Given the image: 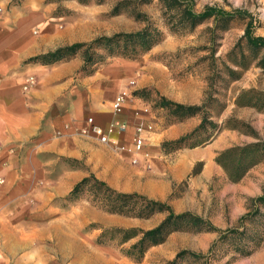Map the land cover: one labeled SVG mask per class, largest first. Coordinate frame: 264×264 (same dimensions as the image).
I'll use <instances>...</instances> for the list:
<instances>
[{
    "label": "rangeland",
    "instance_id": "1",
    "mask_svg": "<svg viewBox=\"0 0 264 264\" xmlns=\"http://www.w3.org/2000/svg\"><path fill=\"white\" fill-rule=\"evenodd\" d=\"M121 1L10 0L8 3V7L17 6L20 10L48 6L50 16L41 32L49 33L45 27L57 29L61 34L67 32L71 37L65 39L67 42L63 46L89 42L101 35L140 30L146 21L136 19V11L144 14L162 32L161 39L136 58L107 56L91 67L93 71L87 67L77 72L80 77L90 76L91 83L100 80L109 88L117 87L115 96L124 94L125 97L122 108L127 109L126 114L132 111L138 120H134V127L144 122L151 126L147 129L149 144L136 150L130 128H124L123 138L120 136L118 142H97L103 149L95 148L88 159L70 158L67 161L60 158L58 175L70 169L85 175L94 173L117 190L166 200L176 212L192 211L209 218L222 229L237 227V219L247 210L249 198L262 191L264 161L251 167L240 180L231 182L214 161V156L226 147L256 141L251 133L243 131L240 122L249 124L258 137L264 139V95L256 93L264 92V68L253 62L234 79L226 74L224 67V63L230 64L227 54L242 36L245 23L233 20L226 30L216 31L211 38V20L192 30L173 31L164 23L158 0L123 3L121 12L112 14V8ZM195 1L198 9L206 4H219L227 9L244 7L255 18V33L264 35V0ZM34 29L39 30L38 26ZM96 51L104 54L102 49ZM77 55L84 65L83 52L79 51ZM142 88L148 89L153 99L165 96L183 104H203V111L185 119L190 122V127L184 133L163 137L160 132L174 128L178 122L165 109L155 108L153 101L132 94L133 90ZM114 97L108 101L111 112ZM250 97L255 105L237 103L239 99L244 101ZM203 116L221 126V130L215 134L216 129L208 125L202 135L192 137L186 143L210 136L208 143L200 145L202 149L188 146L170 152L161 149L163 142L192 131ZM233 124L240 127L233 128ZM60 160L66 162L64 166ZM66 196L57 198L51 209L37 210L32 219L26 220L21 226L20 237L24 248L9 259V264H264L262 213L245 224L247 235L262 231L259 246L250 255L241 256L232 249L237 238L217 242L209 252L211 243L217 240V233L181 230L170 233L162 243L150 246L141 258L135 259L125 250L136 238L122 242L118 234L100 236L102 230L133 226L150 228L158 224L163 214L147 219L126 217L100 207L89 192H83L73 201L64 199ZM182 250L201 253L204 257L179 255Z\"/></svg>",
    "mask_w": 264,
    "mask_h": 264
},
{
    "label": "crops",
    "instance_id": "2",
    "mask_svg": "<svg viewBox=\"0 0 264 264\" xmlns=\"http://www.w3.org/2000/svg\"><path fill=\"white\" fill-rule=\"evenodd\" d=\"M9 1L0 0V264H9L24 248L20 237L26 220L37 210L51 209L85 175L70 169L59 176V159H88L95 148L103 149L89 118L104 133L112 122L124 123L131 129L132 143L138 121L126 108L109 110L117 87L77 75L83 70L77 53L51 64L31 61L63 46L71 36L52 27L44 28L48 34L41 32L50 16L48 6L20 10L8 7ZM186 121L160 135L184 133L190 127ZM122 130L113 127L108 143L123 138ZM147 134L145 130V146Z\"/></svg>",
    "mask_w": 264,
    "mask_h": 264
},
{
    "label": "trees",
    "instance_id": "3",
    "mask_svg": "<svg viewBox=\"0 0 264 264\" xmlns=\"http://www.w3.org/2000/svg\"><path fill=\"white\" fill-rule=\"evenodd\" d=\"M83 1L85 2V0ZM102 1L98 0V2ZM138 1L122 0L112 8L111 13H120L121 4L123 3H137ZM158 1L164 23L173 31L192 30L201 23L211 20L210 33L211 38H213L216 31L226 30L231 21L242 20L245 23L243 34L227 54V60L230 61V64L224 63L226 74L236 79L240 76L241 71L248 68L253 62L257 66L264 68V35L255 33V18L246 8L230 6L227 9L219 4H206L198 9L196 8L195 0ZM134 16L138 20L146 21L142 29L133 32H117L110 36L101 35L89 42H75L57 47L55 50L31 58V61L36 60L44 64H51L59 61L65 55H73L82 51L84 58L83 70L90 67L91 71H93L91 67L97 62L101 63L104 61L107 56L136 58L155 45L161 39L162 32L141 12H134ZM97 49H102L104 54H98ZM212 54L213 49L211 48V57H213ZM256 93L258 96L264 95V92L256 91ZM132 94L143 100L153 101L155 108L165 109L177 122L202 113L204 108L203 104H183L165 96L153 99L146 88L133 90ZM237 103L255 105L251 97L244 101L239 99ZM234 123L238 122L234 120ZM240 124L238 125L245 129L243 131L251 133L257 138L256 141L226 147L218 151L214 156V161L223 169L231 182L240 180L251 167L264 161V139L258 137L249 124L244 122H240ZM208 125L216 129L215 134L221 130V126H217L215 122H211L207 120L206 116H203L200 123L192 131L175 140L163 142L161 149L164 152H170L183 146L194 148L208 143L211 140L210 136L186 144L192 137L202 135ZM240 126L233 124V128ZM261 190L259 195L249 198L247 210L237 219V227H227L225 229L217 227L209 218L192 211L176 212L166 200L153 199L138 192L117 190L106 181L99 179L94 173H88L77 181L64 199L73 201L83 192H89L96 204L111 213L144 219L151 218L156 214H163L158 224L150 228L133 226L110 227L102 230L100 236L118 234L122 242L136 238L129 248L125 250L127 255L135 259L141 258L150 246L162 243L170 233L181 230L196 233H217V240L211 243L209 252H212L217 242L237 238L238 241L233 244L232 249L239 255L246 256L255 251L262 239V231L252 232L249 235L245 231L247 222L253 221L259 213L264 215V186H262ZM245 238L247 239L245 240ZM183 254L204 257V254L188 250H182L179 253V255ZM174 261H171V263H174Z\"/></svg>",
    "mask_w": 264,
    "mask_h": 264
},
{
    "label": "built area",
    "instance_id": "4",
    "mask_svg": "<svg viewBox=\"0 0 264 264\" xmlns=\"http://www.w3.org/2000/svg\"><path fill=\"white\" fill-rule=\"evenodd\" d=\"M125 101L124 94H118L114 101L112 102V108L113 111L118 112L122 108V104ZM89 123L91 124V131L95 133L96 135L99 136V140L101 142H109V134L112 132L113 127L118 126L121 129L125 128L124 123H119L118 121L112 122L108 127L106 133L103 132L100 126L95 125L92 123V119L89 118ZM151 127L150 125L144 124V123H139L135 127V133H134V147L136 150H140L144 147L145 145V137H144V131L149 129Z\"/></svg>",
    "mask_w": 264,
    "mask_h": 264
}]
</instances>
